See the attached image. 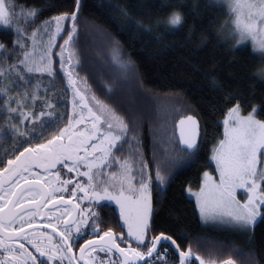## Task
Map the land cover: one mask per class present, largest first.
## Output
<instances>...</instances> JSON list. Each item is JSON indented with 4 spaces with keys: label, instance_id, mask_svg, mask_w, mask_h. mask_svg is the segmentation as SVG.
I'll return each mask as SVG.
<instances>
[{
    "label": "snow or ice",
    "instance_id": "snow-or-ice-1",
    "mask_svg": "<svg viewBox=\"0 0 264 264\" xmlns=\"http://www.w3.org/2000/svg\"><path fill=\"white\" fill-rule=\"evenodd\" d=\"M80 2L76 11L36 24L41 9L0 0V24L15 33L11 47L0 42V108L6 113L0 139L12 142L3 154L6 162L0 158V264H168L165 244L177 253L176 264H237L231 255L220 258L210 251L206 256L191 243L183 246L182 237L153 232V191L167 182L166 163L155 160V154L153 160L145 158L126 116L76 72ZM211 2L228 8L230 21L221 30L230 29L237 45L251 43L264 60V0ZM183 19L173 9L167 25H181ZM137 24L151 30L142 20ZM62 32L66 36L57 45ZM118 51L114 48V55ZM56 55L72 92L66 122L42 83L45 74L50 82L56 78ZM123 67L134 70L131 62ZM258 75L264 77V68ZM112 87L107 84L109 91ZM250 107L244 114L237 100L226 108L223 132L211 148L215 168L202 173L198 189H187L202 219L244 230H251L257 217L264 219V119L257 117L256 106ZM175 123L182 150L194 152L199 120L189 113ZM104 201L118 206L114 223L96 211L106 206Z\"/></svg>",
    "mask_w": 264,
    "mask_h": 264
},
{
    "label": "trees",
    "instance_id": "trees-1",
    "mask_svg": "<svg viewBox=\"0 0 264 264\" xmlns=\"http://www.w3.org/2000/svg\"><path fill=\"white\" fill-rule=\"evenodd\" d=\"M13 2L41 9L36 24L76 11V0ZM173 9L183 13L181 25H167ZM140 20L151 25V30L140 27ZM229 21L228 10L211 0H81L76 72L87 77L97 96L126 116L145 158L153 160L155 154V160L166 163L167 182L162 190L153 191V205L158 207L153 213V232L166 231L182 237L183 243L191 240L193 249L199 247L206 256L212 251L220 258L231 255L237 264H264V219L260 217L247 232L208 226L201 223L193 200L185 194L189 186L199 188L201 174L212 168L211 148L222 134L226 108L239 100L244 114L256 106L257 117L264 119V77L258 75L264 60L248 44L237 45L229 36L230 29L221 30ZM71 24L68 20L65 27ZM63 36L66 33L57 37V45ZM14 39L13 29L0 24V42L11 47ZM117 47L119 58L114 55ZM58 52L56 47L54 53ZM124 62H131L134 70H125ZM54 67L56 78L50 82L45 74L42 83L66 122L72 92L58 55ZM109 83L113 85L110 91ZM189 113L200 124L198 147L192 154L179 147L175 136V122ZM5 117L0 108V125ZM5 145L11 150L10 137L0 139V146ZM124 148L127 154L128 144ZM4 151L0 149V155ZM152 167L154 176V163Z\"/></svg>",
    "mask_w": 264,
    "mask_h": 264
},
{
    "label": "flooded vegetation",
    "instance_id": "flooded-vegetation-1",
    "mask_svg": "<svg viewBox=\"0 0 264 264\" xmlns=\"http://www.w3.org/2000/svg\"><path fill=\"white\" fill-rule=\"evenodd\" d=\"M36 142H39V141H36ZM6 148L9 149L10 147L8 145L0 146V149H6ZM0 158H2L5 162L7 160V157H5L4 155H0ZM0 166H2V165H0ZM40 171H42V170H40ZM100 203L104 204L106 206L97 207L96 211L100 212V215L105 219V221H109L110 220L111 222L114 223L118 219L119 209L113 203H110V202H107V201L100 202ZM49 207H51V206H49ZM157 212H158V207H157V205H155L153 213L156 214ZM38 219L43 221L42 217L38 218ZM41 226L42 227H46V225H43V223L41 224ZM117 230L119 231L120 229H117ZM49 231H50V229H49ZM156 232H159V231H156ZM156 232H154V233H156ZM151 234L152 233H150V235ZM84 238H87V237L85 236ZM79 242L82 243L83 239H81ZM189 243L192 244V241L191 240L185 241L183 243V246L186 247ZM163 247L167 249L168 264H176V262L178 260L177 253L175 251H173L172 248L169 245H167V244H165ZM76 251H77V254H78V248L76 249Z\"/></svg>",
    "mask_w": 264,
    "mask_h": 264
},
{
    "label": "rangeland",
    "instance_id": "rangeland-1",
    "mask_svg": "<svg viewBox=\"0 0 264 264\" xmlns=\"http://www.w3.org/2000/svg\"><path fill=\"white\" fill-rule=\"evenodd\" d=\"M224 7L228 10L226 4H224ZM53 27H54V25H53ZM245 44H248V45L252 48V50H253V47H252L251 43L244 42V43H242V44H240V45H245ZM253 51H254V50H253ZM254 52L259 54V51H258V50L254 51ZM69 106H70L69 109H70V112H71V101H69ZM222 121H223V119L221 120L222 132H223V124H222ZM209 159H210V164L212 165V168H211V170H208V171H213L214 168H215V162L211 160V157H210ZM214 174H215V173H214ZM201 178H202V174H201ZM187 189H188V187L185 189V194L187 195V197H188L189 199L193 200L194 203H195V197H194L192 194H190V193L187 191ZM197 189H198V188H197ZM243 191H244V190H238V196H239L241 199H246V197L243 195ZM107 202L113 203V204L118 208V206L115 204L114 201H107ZM195 205H196V203H195ZM196 209H197V212H198V215H199V218H200V221H201L202 224L210 225V226L212 225V226L223 227V228H225V229L229 228V229L236 230V231H240V232H247V231H250V230H244V229L237 228V227L234 226V225L228 224V223H226V222H224V221H220V220H212V219L204 220V219L201 218L200 213H199V209H198L197 206H196ZM259 218H260V217H257V221L259 220ZM257 221H256V222H257ZM255 224H256V223H255ZM251 230H252V229H251Z\"/></svg>",
    "mask_w": 264,
    "mask_h": 264
},
{
    "label": "water",
    "instance_id": "water-1",
    "mask_svg": "<svg viewBox=\"0 0 264 264\" xmlns=\"http://www.w3.org/2000/svg\"><path fill=\"white\" fill-rule=\"evenodd\" d=\"M179 120V119H178ZM177 120V121H178ZM200 125V124H199ZM175 135H176V138H177V141H178V144H179V146H180V148L181 149H183L185 146H183V145H181L180 144V142H179V130H178V126L176 125V123H175ZM199 139H200V132H199V135H198V137H197V145H198V143H199ZM197 149V148H196ZM195 152V151H194ZM189 153V152H188ZM193 153V152H192ZM192 153H189V154H192Z\"/></svg>",
    "mask_w": 264,
    "mask_h": 264
},
{
    "label": "crops",
    "instance_id": "crops-1",
    "mask_svg": "<svg viewBox=\"0 0 264 264\" xmlns=\"http://www.w3.org/2000/svg\"><path fill=\"white\" fill-rule=\"evenodd\" d=\"M208 226H210V225H208ZM212 226V225H211ZM215 227H218V226H215ZM223 228V227H222ZM227 229H229V228H227Z\"/></svg>",
    "mask_w": 264,
    "mask_h": 264
}]
</instances>
